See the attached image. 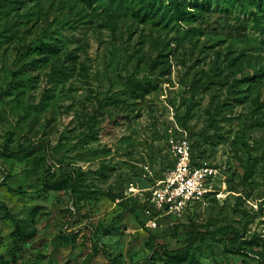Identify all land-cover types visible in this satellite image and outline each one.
<instances>
[{
    "label": "rangeland",
    "instance_id": "obj_1",
    "mask_svg": "<svg viewBox=\"0 0 264 264\" xmlns=\"http://www.w3.org/2000/svg\"><path fill=\"white\" fill-rule=\"evenodd\" d=\"M263 1L0 0V264H264ZM186 134L210 191L153 225Z\"/></svg>",
    "mask_w": 264,
    "mask_h": 264
},
{
    "label": "built area",
    "instance_id": "obj_2",
    "mask_svg": "<svg viewBox=\"0 0 264 264\" xmlns=\"http://www.w3.org/2000/svg\"><path fill=\"white\" fill-rule=\"evenodd\" d=\"M168 147L173 167L164 173L162 179L148 187L150 221L153 225H157L160 217L182 215L210 191L206 183L209 168L196 165L188 134L170 138ZM262 212L264 216V202Z\"/></svg>",
    "mask_w": 264,
    "mask_h": 264
},
{
    "label": "trees",
    "instance_id": "obj_3",
    "mask_svg": "<svg viewBox=\"0 0 264 264\" xmlns=\"http://www.w3.org/2000/svg\"><path fill=\"white\" fill-rule=\"evenodd\" d=\"M89 1H94V0H89ZM261 7L262 9H264V1L261 3ZM124 84L128 85V81H125V78H123ZM192 150H193V157H194V144L192 143ZM32 149V146H28L25 148H22L20 150L14 151L9 149L6 145L3 146V151L6 155L12 156V157H23L26 156ZM257 161H258V157H250L247 167H246V171L244 174V181L247 182L248 180H250L255 172V168L257 165ZM196 165L201 166L200 164H198V162H196ZM173 167V163L171 165L170 168ZM170 168H168L167 170H169ZM166 170V171H167ZM165 171V172H166ZM63 183V178H59L55 181H51L49 178V172L46 174V176L44 177V186L46 188H58L61 187ZM70 185L75 186V179L73 178V181L70 183ZM0 205H3L4 208H6L7 206L3 203L0 202ZM235 235H237L236 233H234ZM210 234L207 232H203V231H195L193 237L190 239V242L187 246L183 247V248H179L177 250H167L166 251V255L167 258L170 259H175L177 261H183L187 258H189L190 256V248L193 247L195 245V243H197L199 240L206 238L207 236H209ZM226 237V236H225ZM234 250V248H233Z\"/></svg>",
    "mask_w": 264,
    "mask_h": 264
}]
</instances>
